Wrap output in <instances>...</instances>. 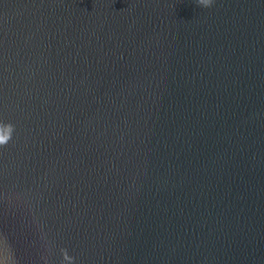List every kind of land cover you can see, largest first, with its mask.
I'll return each mask as SVG.
<instances>
[{
    "label": "water",
    "instance_id": "obj_1",
    "mask_svg": "<svg viewBox=\"0 0 264 264\" xmlns=\"http://www.w3.org/2000/svg\"><path fill=\"white\" fill-rule=\"evenodd\" d=\"M4 134L0 264H264V0H0Z\"/></svg>",
    "mask_w": 264,
    "mask_h": 264
},
{
    "label": "clouds",
    "instance_id": "obj_2",
    "mask_svg": "<svg viewBox=\"0 0 264 264\" xmlns=\"http://www.w3.org/2000/svg\"><path fill=\"white\" fill-rule=\"evenodd\" d=\"M197 6L201 8H210L213 4V0H196ZM5 128L11 130V125H6ZM8 139H10V136L7 134L0 135V146H4L7 144Z\"/></svg>",
    "mask_w": 264,
    "mask_h": 264
}]
</instances>
